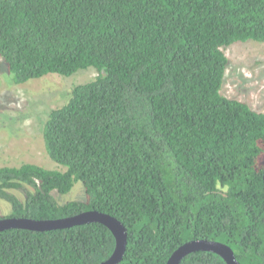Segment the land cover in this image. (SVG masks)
<instances>
[{"label": "trees", "instance_id": "trees-1", "mask_svg": "<svg viewBox=\"0 0 264 264\" xmlns=\"http://www.w3.org/2000/svg\"><path fill=\"white\" fill-rule=\"evenodd\" d=\"M251 40L264 42V0H0L13 83L98 71L44 122L65 169L0 166V218L108 213L128 231L119 264H166L194 239L264 264V110L222 92L225 47ZM78 181L86 198L60 203ZM115 248L100 222L0 231V264H101ZM180 264L229 263L196 251Z\"/></svg>", "mask_w": 264, "mask_h": 264}, {"label": "rangeland", "instance_id": "rangeland-1", "mask_svg": "<svg viewBox=\"0 0 264 264\" xmlns=\"http://www.w3.org/2000/svg\"><path fill=\"white\" fill-rule=\"evenodd\" d=\"M229 58L222 92L243 100L255 110H264V42H237L225 47ZM94 67L65 76L50 73L41 78L15 84L0 55V166L36 163L52 169H65L48 154L43 125L51 110L69 99L75 85L96 78ZM34 189L23 185L12 190L22 200ZM60 203L84 200L85 186L78 181L67 194L54 191ZM11 213V204L0 199V216Z\"/></svg>", "mask_w": 264, "mask_h": 264}, {"label": "water", "instance_id": "water-1", "mask_svg": "<svg viewBox=\"0 0 264 264\" xmlns=\"http://www.w3.org/2000/svg\"><path fill=\"white\" fill-rule=\"evenodd\" d=\"M100 222L108 226L116 237L114 253L101 264H119L124 257L128 231L126 226L117 217L99 210H87L78 214L56 219H34L29 217H2L0 218V231L10 228H24L38 231L67 228L78 224ZM196 251H212L221 255L229 264H242L233 248L226 243L209 240L194 239L178 247L166 264H180L182 259Z\"/></svg>", "mask_w": 264, "mask_h": 264}]
</instances>
